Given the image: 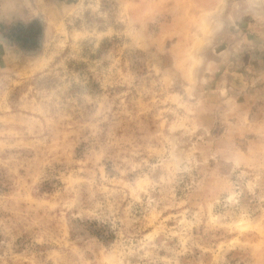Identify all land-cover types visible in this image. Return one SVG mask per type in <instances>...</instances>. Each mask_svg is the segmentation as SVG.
Instances as JSON below:
<instances>
[{
    "label": "rangeland",
    "instance_id": "374dc122",
    "mask_svg": "<svg viewBox=\"0 0 264 264\" xmlns=\"http://www.w3.org/2000/svg\"><path fill=\"white\" fill-rule=\"evenodd\" d=\"M0 264H264V0H0Z\"/></svg>",
    "mask_w": 264,
    "mask_h": 264
},
{
    "label": "bare ground",
    "instance_id": "6f19581e",
    "mask_svg": "<svg viewBox=\"0 0 264 264\" xmlns=\"http://www.w3.org/2000/svg\"><path fill=\"white\" fill-rule=\"evenodd\" d=\"M45 65V64H44Z\"/></svg>",
    "mask_w": 264,
    "mask_h": 264
}]
</instances>
